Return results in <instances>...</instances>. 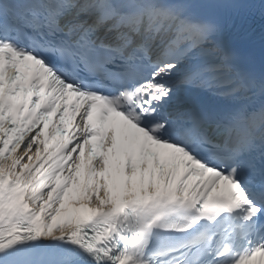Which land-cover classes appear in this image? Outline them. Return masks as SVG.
I'll use <instances>...</instances> for the list:
<instances>
[{"label": "snow or ice", "instance_id": "obj_1", "mask_svg": "<svg viewBox=\"0 0 264 264\" xmlns=\"http://www.w3.org/2000/svg\"><path fill=\"white\" fill-rule=\"evenodd\" d=\"M0 264H264V0H0Z\"/></svg>", "mask_w": 264, "mask_h": 264}]
</instances>
